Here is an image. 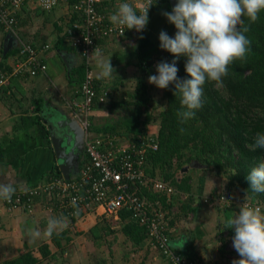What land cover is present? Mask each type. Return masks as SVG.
<instances>
[{"label":"crops","instance_id":"crops-1","mask_svg":"<svg viewBox=\"0 0 264 264\" xmlns=\"http://www.w3.org/2000/svg\"><path fill=\"white\" fill-rule=\"evenodd\" d=\"M123 2L135 6L140 4V0H103L99 12L109 20V16ZM166 11H170L168 5L162 3L156 12L150 14L148 24L142 32L134 30L124 37L97 39L96 47L106 60L110 59L115 74L111 79H98V69L91 61L89 70L94 77L98 95L106 96V103L97 104L111 105L112 111L105 109L106 106L93 108L90 124H95L93 118L96 116H102L100 120L110 124L108 114L120 113L118 105L130 101L136 88V80L140 76L137 67L140 58L148 69L146 83L150 75L156 74L157 56L164 52L159 47V33L165 29H168V33L172 27L162 15ZM19 15V21L15 31L10 34L8 43L6 39L9 33L0 27V76L7 77L6 83L0 87V181L15 182L16 192L43 184L52 173L58 171L48 128L61 122V130L65 131V123L72 115V103L82 100L78 94V85L71 79V71L83 62L66 39L68 30L82 24L70 6L62 4L52 11L42 12L35 3L27 2ZM59 40L61 46L57 44ZM21 42L31 44L36 50L49 45V49L40 54L46 65L45 72L39 71L34 76L26 73L8 76L7 73L16 64V57L11 51L18 50ZM56 47H60L59 50ZM1 66L7 69L4 70ZM147 85L151 97L148 106L152 109L155 106L153 92L149 88L150 84ZM118 118L117 116L116 119ZM151 127H155V130ZM55 128L60 131L58 126ZM157 129L158 122L151 119L144 132L155 136ZM112 134L121 139L130 137L119 130ZM81 158L86 160L83 152ZM188 173L190 177L192 174L198 177V181L201 180L197 187L203 192L199 196L193 195L196 200H191L189 205L195 209L194 217L184 224L174 222V203H169L171 196L168 197V206L164 208L163 215L172 248L183 254L194 255L199 264H228L223 257V249L225 245L232 244L234 230L227 228L226 220L238 210L233 208L230 200L219 201L220 195L224 199L225 196L222 190L219 191V187L214 186L218 179L214 177L216 182H213V175L209 171H195L194 175L193 171ZM192 186H195V182ZM180 198L189 199L188 195ZM50 199L52 198L46 195L36 198L31 212L23 208L13 209L4 200H0V264L10 262L25 253L32 254L38 260L37 264H80L76 261L78 258L82 262V257L85 264H104L106 257L109 264H117L116 261L118 264H169L148 237L139 246H133L119 231L121 220L107 217L101 207L84 212L76 221L68 219V227L59 234L54 233L51 237L29 242L28 229L38 228L43 231L49 218L62 215ZM149 204L150 207H155L157 203ZM187 206L184 204L182 209ZM157 207H160L159 202ZM219 207L223 209L220 208L219 211ZM97 225L99 229H105L104 234L97 233L95 236L91 232ZM108 227L111 231H108ZM223 228L227 233L223 232ZM106 239L108 255L103 248L104 243L99 246L101 249L95 245L99 240ZM44 247L46 248L43 249ZM43 252H46V257L42 256Z\"/></svg>","mask_w":264,"mask_h":264},{"label":"trees","instance_id":"trees-1","mask_svg":"<svg viewBox=\"0 0 264 264\" xmlns=\"http://www.w3.org/2000/svg\"><path fill=\"white\" fill-rule=\"evenodd\" d=\"M162 3H166L171 11L168 0H162L159 5L149 9L148 15L156 12ZM19 16H17V22ZM242 19L243 24L239 27L241 29L248 27L249 31L245 35L251 41V51L244 60H236L229 66L223 87H217L212 82L205 83L203 106L196 112L194 119L185 124L179 123L176 113L180 109V98L173 95L174 84L162 90L164 105L159 106L167 108L161 109L156 104L158 116L152 117L148 106V103H151V97L145 80L148 69L140 58L137 62L140 76L136 80V88L130 101L118 105L121 108V116L118 115L119 118L114 124L106 123L104 127H98L92 123L89 126V132L92 135L112 134L119 130L130 136L133 142H137V137L145 133L147 123L151 119H157L158 129L155 136H152L156 140L157 149L147 150L145 173L148 177L167 183L174 192L171 195H165L142 187L138 195L148 203L159 202L162 211L168 206V197L171 196L170 203L178 197L191 196L189 173H183L181 177L177 176L186 166L191 168L190 171H203L205 167L214 172L215 177L220 180L224 178L226 183L224 187L222 186L223 191L229 194L227 197L231 204L234 200L233 195L238 191V194L245 197L249 203L261 206L264 211V193H253L251 190L247 192L250 185L246 180L251 169L264 161V150L250 147L254 143L256 134L264 132V12L259 14L255 23H250L247 17ZM175 32L176 29L172 25L170 37H174ZM60 42L61 40L57 43L59 46H61ZM56 48L59 50L60 47ZM18 52L19 49H13L11 54L16 56ZM173 59L175 58L166 51L157 56L158 63L161 61L170 63ZM185 63V57L177 60L178 79L189 78L185 72ZM1 67L4 70L7 69L4 66ZM84 72V61L71 71V79L78 85L79 90ZM104 106H106L105 109L112 111L111 105L95 104L94 108ZM181 128L184 129L183 132L180 131ZM83 162L84 158H79L80 165ZM194 164H198L200 168L193 167ZM57 173L56 176H60L59 170ZM185 209L195 212L191 205ZM119 219L122 222L119 231L133 246H139L147 238L146 229L131 217L129 211L122 210L119 213ZM76 220L73 219V221ZM98 225L100 226L101 223ZM98 225L91 229L95 236L97 233L104 234L105 229H99ZM108 231H111L109 227ZM176 253L187 260L196 259L189 253L183 254L177 251ZM42 256L46 257V252H43ZM37 262L38 260L32 254L25 253L10 262L1 264H37Z\"/></svg>","mask_w":264,"mask_h":264},{"label":"built area","instance_id":"built-area-1","mask_svg":"<svg viewBox=\"0 0 264 264\" xmlns=\"http://www.w3.org/2000/svg\"><path fill=\"white\" fill-rule=\"evenodd\" d=\"M162 0H140L137 7L159 5ZM33 2L42 11L49 12L57 6L65 4L77 13L82 24L68 30L66 39L84 61L85 73L80 84V102H73L71 114L84 131L83 153L86 160L80 165L76 174L68 180L61 175L52 173L48 180L36 187L16 192L6 205L16 209L23 208L28 212L33 210L34 201L41 196L51 197L56 210L68 217L78 219L84 212H90L96 207L104 210V215L119 220L122 210L129 211L131 217L146 229L148 239L161 251L169 264H199L197 259L187 260L176 253L171 245L168 227L165 224L164 211L160 207H150L149 203L138 195L142 187L149 191L171 195L174 189L165 182L148 177L145 173L147 150L157 149L155 138L149 134L121 139L111 133L92 135L89 132L90 117L94 105L106 103V96L98 95L94 77L89 70L91 55L96 47V40L110 36L124 37L133 30H121L112 25L108 18L99 12L103 0H0V27L9 34L15 31L17 16L23 4ZM151 8V7H150ZM19 52L15 56L16 64L8 76L45 72L46 65L40 54L49 49V45L36 50L34 46L21 42ZM7 77L0 76V87L6 83ZM75 199L79 207V216L74 217L75 209L72 201ZM218 200V199H217ZM224 197L220 196L219 201ZM251 206L263 208L247 202Z\"/></svg>","mask_w":264,"mask_h":264},{"label":"clouds","instance_id":"clouds-1","mask_svg":"<svg viewBox=\"0 0 264 264\" xmlns=\"http://www.w3.org/2000/svg\"><path fill=\"white\" fill-rule=\"evenodd\" d=\"M147 6L120 3L109 16L110 23L123 29L142 32L149 21ZM264 12V0H177L171 11L163 12L176 32L170 37L166 31L159 33V47L175 59L170 63L161 61L155 65L156 74L148 77V83L160 90L174 84L173 95L180 98V109L176 115L179 123L185 124L202 108L203 86L206 82L223 87L229 66L236 60H244L251 51L250 39L245 35L248 27L240 28L244 17L255 23ZM186 58L185 72L188 79H178L177 60ZM89 60L98 69V79H111L115 69L110 59L96 47ZM166 109L167 107H160ZM184 131L183 128L180 129ZM250 147L264 150V132H258ZM253 193H264V161L253 167L246 176ZM17 191L15 182L0 181V200L10 201ZM74 217L79 216V207L72 201ZM69 224L68 217L54 216L48 219L43 231L28 229L29 242L51 237L64 231ZM227 228L234 230L232 246L240 259L232 264H264V211L243 202L238 212L226 220Z\"/></svg>","mask_w":264,"mask_h":264},{"label":"rangeland","instance_id":"rangeland-1","mask_svg":"<svg viewBox=\"0 0 264 264\" xmlns=\"http://www.w3.org/2000/svg\"><path fill=\"white\" fill-rule=\"evenodd\" d=\"M167 28V27H166ZM165 31L167 32L168 31V29H165ZM168 35L170 36V32H168ZM156 71V70H155ZM147 84H149L148 83V80H147ZM149 88L151 89L152 88V92H153V98H154V102H155V106L153 105V107H152V109L150 108V113H151V115H152V117L153 118H157V116H158V108L156 107V104H157V106H163L164 105V102L162 101V93H163V91L162 90H160V89H158V88H156L154 85H150L149 86ZM160 106H159V108H160ZM154 109V110H153ZM118 115H121V112L120 113H113V112H110L109 114H108V116H107V119L108 120H110L109 121V123L110 124H114L115 123V121H116V118H117V116ZM102 118V116H96V117H94L93 119H94V122H95V125H97V126H99V127H101V126H103L104 124H106V121L105 122H102L100 119ZM156 121H157V119H155ZM101 121V122H100ZM158 122V121H157ZM151 126H153V125H151ZM151 128H153L154 130H155V127H151ZM146 131V130H145ZM156 132H157V130H156ZM192 166V165H191ZM186 167H188V169H187V172H192V171H190L189 169H191L189 166H186ZM185 168V167H184ZM183 168V169H184ZM196 168H200V167H196ZM183 169L178 173V177H181V175L183 174V173H187V172H183ZM202 169V168H201ZM195 171H201V170H195ZM195 171H193V175H194V173H195ZM203 171H209L210 172V175H213V178H212V181L213 182H216V179L214 178L215 177V175H214V172H212V171H210V169H206L205 167H203ZM191 175V196H189V199H182V198H180V197H178V198H176V199H174L173 200V203H174V205H173V207H174V210L172 211V216H173V218H174V222H178L179 224H181V223H186V222H190L192 219H193V217H194V213H192V212H190V211H188V210H186V209H182V207H183V205L184 204H186V205H189V204H191V200H196V198L193 196L194 194H196L197 196H199L200 195V193H202L203 191H200L201 189L200 188H198L197 187V185H198V183H200V181H198L197 179H198V177H196L195 175L194 176H192V174H190ZM208 177L210 178V176L208 175ZM193 178V179H192ZM217 179H218V182L216 183V184H214V186H216V187H219V191H221L222 190V194L225 196V199L223 200V202H227V200H228V197H227V195H229L227 192H225V191H223L224 189H223V187H224V184L226 183V180L223 178V180H220L218 177H217ZM192 180H193V182H192ZM195 182V186H192L193 185V183ZM202 185V184H201ZM223 186V187H222ZM217 189V188H216ZM224 192V193H223ZM206 193V192H205ZM233 194V193H232ZM233 197H234V200H233V208H235V209H237V210H239V207H240V205L243 203V202H248V200L245 198V197H243V196H241L240 194H238V191L233 195ZM181 199H182V201H181ZM183 204H182V203ZM220 208H222L223 209V207H219V211L221 210ZM236 210V211H237ZM238 212V211H237ZM233 213H234V210H233ZM186 225V224H185ZM113 226H116V224L115 225H113ZM224 229V231L223 232H226L227 233V231H225V228H223ZM187 230V229H186ZM110 241H112V240H110ZM107 242H108V240L106 239V240H99L98 242H96L95 243V245H96V247L98 248V249H101V248H99V246L101 245V244H105L104 245V249H105V252L107 253V255L109 254V251H108V246H107ZM115 243H117V242H115ZM114 243V244H115ZM223 257H225L226 258V263H228V264H232V262L234 261V260H239L240 259V257H239V255H238V253L235 251V249L233 248V246H232V244H230V245H228V246H224V249H223ZM94 256V255H93ZM227 256H229L228 258H227ZM90 258H92V256H90ZM89 258V259H90ZM97 259V258H96ZM91 260V259H90ZM116 261V260H115ZM76 263H80V264H85V261H83V257H82V262L77 258V261H76ZM111 263H113V261L111 262ZM116 263L118 264V262L116 261ZM104 264H109V260H108V257H106V260H105V263Z\"/></svg>","mask_w":264,"mask_h":264},{"label":"water","instance_id":"water-1","mask_svg":"<svg viewBox=\"0 0 264 264\" xmlns=\"http://www.w3.org/2000/svg\"><path fill=\"white\" fill-rule=\"evenodd\" d=\"M177 0H168L170 9L174 7ZM11 35L7 34L6 43ZM55 126L60 128L56 130ZM55 126H49L50 143L58 163L60 175L68 180L76 174L79 169V158L84 147V131L78 122L70 115V120L65 123V131L61 130L62 124L59 122ZM193 167H200L194 164ZM188 167L183 169L187 172Z\"/></svg>","mask_w":264,"mask_h":264}]
</instances>
